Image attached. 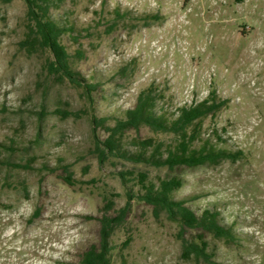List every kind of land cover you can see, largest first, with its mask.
I'll use <instances>...</instances> for the list:
<instances>
[{
	"label": "rangeland",
	"instance_id": "374dc122",
	"mask_svg": "<svg viewBox=\"0 0 264 264\" xmlns=\"http://www.w3.org/2000/svg\"><path fill=\"white\" fill-rule=\"evenodd\" d=\"M49 1L50 20L70 29L62 38L68 52L84 54L72 69L96 85L95 104L85 89L48 75V55L38 46L21 47L26 4L0 2V264H78L99 244L101 218L116 216L128 194L130 211L110 239L112 264H196L181 258L178 224L140 201L141 174L146 186L179 178L175 201L197 215L218 212L232 229L235 245L208 238L210 264H264V0ZM150 87L168 118L215 91L226 105L204 120L202 137L241 158L173 171L100 160L105 128ZM92 115L107 118L106 127H96ZM146 138L162 151L176 141L141 127L124 133L121 150L136 153L134 142ZM67 169L74 187L64 181ZM111 194L117 197L107 213Z\"/></svg>",
	"mask_w": 264,
	"mask_h": 264
},
{
	"label": "trees",
	"instance_id": "16d2710c",
	"mask_svg": "<svg viewBox=\"0 0 264 264\" xmlns=\"http://www.w3.org/2000/svg\"><path fill=\"white\" fill-rule=\"evenodd\" d=\"M12 0H0L2 4H9ZM27 7V37L21 43V47L31 51L35 46L47 54L45 61V71L51 77L60 80L66 79L73 85L85 89L90 106L95 104L93 93L96 85L81 80L72 69L74 57L81 60L84 56L81 50L76 51L72 56L62 38L70 29L59 28L49 18V0H22ZM109 29H112V25ZM73 40L78 42V38L73 36ZM158 97L154 87H150L137 98L136 105L129 110L124 119L116 120L113 127H106L107 118H97L92 115V120L96 127H106L109 136L97 144L98 157L100 160L109 157H119L133 163H142L158 168L167 167L173 171L177 168H196L206 165H217L222 160L236 162L242 156V152L231 153L223 149H217L210 138H203V122L207 118L214 119L217 113L225 107L224 101H219L215 91H212L202 102L183 106L179 110L176 118H168L165 114L157 110ZM141 127L150 128L153 132L174 137L175 144L161 150L162 143L154 138H146L134 142L136 153L121 150V141L124 133L128 130H139ZM149 149L150 152H149ZM164 152V153H163ZM164 154L166 157L164 158ZM64 178L66 184L75 186L72 173L67 169ZM126 173L121 172L123 184L126 185ZM147 176L140 175L139 184L144 189V194L140 195V201L153 207L154 214L159 217L160 213H166L167 219L177 223L180 231L177 239L181 243V258L184 262H194L196 264H210L213 259L214 250H209L210 243L222 242L231 246L237 243V237L231 228L222 226L219 221L218 212L205 210L197 215L190 208L185 206L183 201H175L172 194L182 187V180L177 177L170 180H162L158 187L154 185L146 186ZM115 197L111 194L107 197V213L115 205ZM129 200L125 207L118 211L116 216L104 215L101 220L99 244L90 246L82 255L78 264H112L113 247L110 239L115 230L126 220L131 208L133 196L129 195ZM195 231V236L187 238V231ZM131 238H127L123 245L128 246Z\"/></svg>",
	"mask_w": 264,
	"mask_h": 264
}]
</instances>
